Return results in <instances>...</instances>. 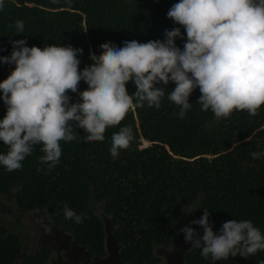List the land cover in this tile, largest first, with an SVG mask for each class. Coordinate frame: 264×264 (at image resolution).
<instances>
[{"label":"trees","instance_id":"16d2710c","mask_svg":"<svg viewBox=\"0 0 264 264\" xmlns=\"http://www.w3.org/2000/svg\"><path fill=\"white\" fill-rule=\"evenodd\" d=\"M179 0H5L0 11V57L10 56L11 41L24 39L26 46L49 45L82 49L79 68L93 62L90 53L99 55L102 43L123 47L124 41L140 43L163 41L164 31L181 28L175 40L183 49L184 29L167 18V12ZM17 20L24 31L9 28ZM14 65L0 63V82ZM166 88L159 110L145 106L130 111L121 125L109 128L103 142L84 143L77 139L61 141L62 156L51 171L38 162L40 146L22 163L20 170L8 172L0 166V212L8 208L31 211L51 219L92 253L102 254L100 216L109 219L111 233L119 244V258L129 264H155L159 256L155 244L167 246L174 236V225L187 212L200 219L209 212V223L219 232L224 222L251 220L264 234V157L253 160L251 153L264 152V106L256 116L234 112L218 119L202 111L197 103L201 93L189 96L190 110L178 118L179 107L167 99L175 84ZM88 85L81 80L76 93L69 92L70 103L80 102L79 92ZM129 95L135 92L132 81L126 84ZM7 106L0 100V119ZM129 126L134 139L117 159L110 154L111 136L120 127ZM78 136L86 133L75 128ZM148 142L139 145V139ZM7 146L0 142V154ZM40 169V171H37ZM87 213L88 219L77 225L65 220L63 207ZM0 216V264H46L47 250L19 251L17 235L8 231ZM198 236L203 229L191 222ZM200 249L190 247L184 253L185 264H264V251L225 261L207 260Z\"/></svg>","mask_w":264,"mask_h":264},{"label":"clouds","instance_id":"9594fccd","mask_svg":"<svg viewBox=\"0 0 264 264\" xmlns=\"http://www.w3.org/2000/svg\"><path fill=\"white\" fill-rule=\"evenodd\" d=\"M4 8L5 0H0V11ZM166 15L184 29L183 49L175 44L183 38L181 28L165 29L163 41H124L123 47L102 43V52L90 53L93 63L82 70L77 58L82 49L56 44L28 47L24 39L11 41L10 56L0 57V63L14 65L0 82V100L7 106L0 119V142L7 146L0 166L8 172L22 169V162L39 145L43 154L38 162L51 171L62 156L61 141L103 142L106 131L121 125L130 111L145 104L159 110L166 95L160 85L169 82L175 88L167 99L179 107L180 119L191 109L189 96L197 88L201 110H211L218 119L234 112L258 115L264 106V0H179ZM8 27L21 34L24 22L17 20ZM81 80L88 88L79 92L80 102L70 103L68 93H76ZM129 81L136 89L132 95L126 88ZM75 128L86 135L78 136ZM133 139L129 126L114 132L112 158L129 149ZM250 155L257 160L264 152ZM62 211L65 220L77 225L88 219L87 213L77 214L67 204ZM192 223L203 229L202 237L188 226L180 232L206 260L248 258L264 251V234L251 220L224 222L217 233L205 210Z\"/></svg>","mask_w":264,"mask_h":264},{"label":"flooded vegetation","instance_id":"af4514ba","mask_svg":"<svg viewBox=\"0 0 264 264\" xmlns=\"http://www.w3.org/2000/svg\"><path fill=\"white\" fill-rule=\"evenodd\" d=\"M7 211L8 210L4 213L0 212V216L4 217L5 220L3 223L7 230L15 233L19 239V251L16 253L15 257H21L27 251H39L42 246L47 250L44 257L46 264H73L72 260H77L78 262L84 260L86 257L84 252H87L90 255L99 256L104 253V251L102 254L90 252L85 245L72 237L70 231L54 224L51 219L36 213L34 210H14L15 213L10 214L11 219L6 218L4 215ZM186 217L187 214L183 219ZM100 219L101 224L103 222L106 224V227H110L109 229L111 230L109 219L103 216L100 217ZM47 221H50L51 224L59 227L63 232L68 234V236L61 237L54 235L53 231L48 227ZM159 260L156 263H158Z\"/></svg>","mask_w":264,"mask_h":264},{"label":"water","instance_id":"95a60500","mask_svg":"<svg viewBox=\"0 0 264 264\" xmlns=\"http://www.w3.org/2000/svg\"><path fill=\"white\" fill-rule=\"evenodd\" d=\"M193 214L188 212L187 217L174 225V236L170 239L167 246H158L154 249V253L160 257V260L156 264H185L184 253L190 247V243H185L184 234L180 232V229L185 226L191 227ZM48 227L53 231L54 235L67 237L68 234L63 232L59 227L51 224L47 221ZM102 248L103 255H90L85 253V258L82 262L72 260L73 264H129L119 258V244L115 241L110 227H106V224L102 222ZM58 233V234H57ZM39 246V244H38ZM80 247V246H78Z\"/></svg>","mask_w":264,"mask_h":264},{"label":"rangeland","instance_id":"374dc122","mask_svg":"<svg viewBox=\"0 0 264 264\" xmlns=\"http://www.w3.org/2000/svg\"><path fill=\"white\" fill-rule=\"evenodd\" d=\"M147 142H148V141L145 140V139H142V138L139 139V145H144V144H146ZM11 213H15L13 207L8 208V211H7L4 215L6 216V218L11 219V216H10ZM187 213H188V212H187ZM102 216H103V215H101L100 217H102ZM103 217H105V216H103ZM181 220H183V218L180 219L178 222H180ZM178 222H177V223H178ZM158 246H160V245L155 244V245L153 246V251H154V249H155L156 247H158Z\"/></svg>","mask_w":264,"mask_h":264}]
</instances>
